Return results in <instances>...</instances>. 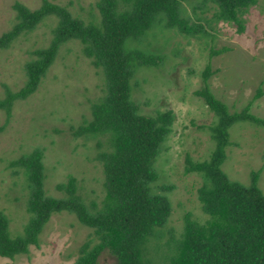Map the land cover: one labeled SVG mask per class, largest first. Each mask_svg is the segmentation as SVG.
Here are the masks:
<instances>
[{
  "label": "rangeland",
  "instance_id": "rangeland-1",
  "mask_svg": "<svg viewBox=\"0 0 264 264\" xmlns=\"http://www.w3.org/2000/svg\"><path fill=\"white\" fill-rule=\"evenodd\" d=\"M45 1L65 8L85 23H101L100 0ZM15 2L30 9L42 4V0H0V33L17 20ZM215 10L182 1L179 15L198 25L196 33L157 25L140 40L125 42L126 50L136 49L156 61L138 66L130 78V98L139 113L154 115L170 110L173 115L153 164L156 179L150 184L153 193L167 195L170 211L166 223L154 231L160 238L153 240L151 236L145 244L166 254L172 252L174 242L165 243L170 235L178 239L186 213L198 222L206 218L196 197L200 176L183 172L186 157L203 161L214 148L210 126L215 117L194 94L204 66L210 64L214 70L208 78L209 87L230 112L247 105V112L264 118V93L253 97L257 89L264 91V0H255L247 7L239 17L240 27L236 21L217 18ZM55 23L56 16L49 14L0 48V100L8 91L24 85L25 64L36 57V50L48 45ZM82 48L78 39L61 42L36 91L25 99L13 100L8 116L0 109V211L7 218L10 236L22 232L29 216L27 178L22 167L13 163L34 150L41 152V188L45 194L65 195L55 185L73 176L76 192L88 208L95 211L101 206L103 166L98 155L109 149L103 136L78 131L91 120L92 105L104 95L105 79L102 69L91 64ZM228 132L230 144L221 166L223 172L242 184L256 172L257 186L264 193V127L242 122L232 125ZM98 141L102 147L97 146ZM85 242H90V247L97 242L93 228L81 223L74 212L54 211L39 230L36 245H30L27 253L0 257V264H73ZM115 260L105 250L96 262L114 264Z\"/></svg>",
  "mask_w": 264,
  "mask_h": 264
},
{
  "label": "trees",
  "instance_id": "trees-1",
  "mask_svg": "<svg viewBox=\"0 0 264 264\" xmlns=\"http://www.w3.org/2000/svg\"><path fill=\"white\" fill-rule=\"evenodd\" d=\"M182 1H194L215 8L219 19L236 21L255 0H100V25L85 23L68 11L42 0L30 9L15 2L17 20L0 33V48L17 35L33 29L45 16L54 14L56 23L48 45L36 50L35 58L25 64L26 81L17 91H8L0 100V109L9 115L15 99H25L36 91L41 77L51 64L60 43L78 39L83 54L91 64L102 69L105 93L92 105V118L78 133L103 136L109 149L98 157L103 166L102 203L92 211L77 194L76 178L58 182L55 187L65 195L45 194L41 188V152L34 150L13 164L22 167L27 178L28 219L22 232L10 236L7 218L0 211V257L12 258L28 252L36 245L38 232L51 212L68 210L78 220L93 228L97 242H85L73 264H97L101 251H108L114 264H264V193L257 186L256 172H251L247 184L230 180L221 166L230 144L228 129L235 123L253 122L264 127V118L247 112L248 106L230 112L227 105L212 93L208 78L213 73L210 64L200 72V86L194 94L213 113L210 126L214 148L209 159L195 162L185 158L184 174L198 173L201 179L196 188L200 210L206 215L202 222L186 213L172 252L166 254L155 247H145L151 236L160 238L155 229L166 223L170 211L167 195L153 193L150 184L156 179L153 167L170 130L173 115L170 110L154 115L139 113L130 98V78L140 65H154L155 59L136 50H126V40H140L152 26L173 27L185 34L199 30L179 15ZM127 45V43H126ZM213 54L216 50H211ZM264 91L257 89L253 97ZM6 121V120H5ZM102 147V142H97ZM91 204H95L91 202ZM166 257L162 259V256ZM159 262H153L155 261Z\"/></svg>",
  "mask_w": 264,
  "mask_h": 264
}]
</instances>
